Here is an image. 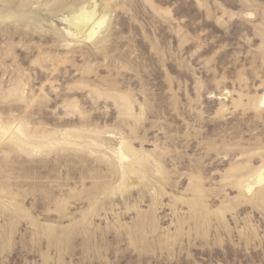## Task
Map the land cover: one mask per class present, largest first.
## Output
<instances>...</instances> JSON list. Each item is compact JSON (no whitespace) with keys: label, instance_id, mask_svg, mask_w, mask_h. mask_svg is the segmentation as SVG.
Listing matches in <instances>:
<instances>
[{"label":"rangeland","instance_id":"374dc122","mask_svg":"<svg viewBox=\"0 0 264 264\" xmlns=\"http://www.w3.org/2000/svg\"><path fill=\"white\" fill-rule=\"evenodd\" d=\"M261 174L264 0H0V264H264Z\"/></svg>","mask_w":264,"mask_h":264},{"label":"bare ground","instance_id":"6f19581e","mask_svg":"<svg viewBox=\"0 0 264 264\" xmlns=\"http://www.w3.org/2000/svg\"><path fill=\"white\" fill-rule=\"evenodd\" d=\"M71 13L72 14L66 16L64 21L67 22L70 25V27L73 29L72 32L68 31V34L72 36L76 35L77 37L79 36L84 39H90V38L92 39L96 35L100 34L101 30L103 28L104 29L106 28L105 26L107 25L109 19V17L105 13L102 14L100 13L97 16L98 12H97L96 4H90V6H81L79 9H72ZM262 183H264L263 174H261L257 180V184H262ZM252 188H253L252 186L248 185L247 191L249 192L252 191Z\"/></svg>","mask_w":264,"mask_h":264}]
</instances>
